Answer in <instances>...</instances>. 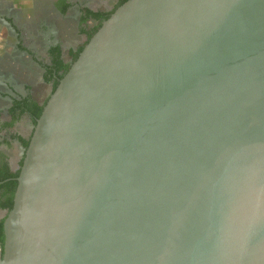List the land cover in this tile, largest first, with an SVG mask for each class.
<instances>
[{
	"label": "water",
	"instance_id": "1",
	"mask_svg": "<svg viewBox=\"0 0 264 264\" xmlns=\"http://www.w3.org/2000/svg\"><path fill=\"white\" fill-rule=\"evenodd\" d=\"M0 264H264V0H129L45 104Z\"/></svg>",
	"mask_w": 264,
	"mask_h": 264
},
{
	"label": "flooded vegetation",
	"instance_id": "2",
	"mask_svg": "<svg viewBox=\"0 0 264 264\" xmlns=\"http://www.w3.org/2000/svg\"><path fill=\"white\" fill-rule=\"evenodd\" d=\"M12 2L0 0V29L7 34V47L11 45V51H0L1 176L5 168L13 174L20 171L27 150L24 144L33 136L36 118L25 109L26 103L43 107L53 92L54 81L62 74L45 81L52 66L51 51L59 47L63 63L72 64L71 52L77 53L87 41L82 30L98 25L91 18L84 21V11L110 13L121 0H36L35 21L31 24L23 22L21 11ZM10 197L6 189L0 190V204ZM8 212L0 208V221ZM3 247L4 242L0 252Z\"/></svg>",
	"mask_w": 264,
	"mask_h": 264
},
{
	"label": "trees",
	"instance_id": "3",
	"mask_svg": "<svg viewBox=\"0 0 264 264\" xmlns=\"http://www.w3.org/2000/svg\"><path fill=\"white\" fill-rule=\"evenodd\" d=\"M129 0H121V2L119 3V5L110 13H94L91 11H87L85 10V17H84V21H87L88 18L93 19L94 21L98 22V25L94 26L93 28L89 29V30H82L83 33H85L87 35V41L85 42V44L83 46L80 47V49L78 50L77 53H72L71 55L73 57V61L72 64L78 59L80 53L83 51V49L85 48V46L89 43V41L92 39V37L99 31V29L102 27L103 23L108 20L111 15L120 7L122 6L124 3H126ZM66 7L63 9V12L65 11ZM52 55H53V61H52V66L49 69V75L46 76V82H51L53 81V75L58 74L59 72H62L61 75H59L58 80L54 81V86H53V92L57 89L60 81L63 79V77L67 74V72L70 70L72 64H67L65 65L63 63V61L60 59V48L57 47L55 49H53L52 51ZM47 103V101L45 102V104ZM44 104V106H45ZM43 107H39L37 104L34 103H26L25 105V109L27 111H29L32 116L36 119H34V125H36L37 123V118H40L41 113L43 111ZM24 146L26 147V149L29 146V143H25ZM23 165V163H21V166ZM19 172L13 174L11 173L8 168H5V174H3V176L0 175V190L1 189H6V191L9 192L10 194V199H8L6 202L1 203L0 204V208L3 209H8L9 211L12 209L13 207V200H14V195L17 189V178L19 176ZM3 223L4 221H0V246L3 244L4 242V232H3Z\"/></svg>",
	"mask_w": 264,
	"mask_h": 264
},
{
	"label": "clouds",
	"instance_id": "4",
	"mask_svg": "<svg viewBox=\"0 0 264 264\" xmlns=\"http://www.w3.org/2000/svg\"><path fill=\"white\" fill-rule=\"evenodd\" d=\"M14 6L21 11L24 23L31 24L35 21L36 0H15Z\"/></svg>",
	"mask_w": 264,
	"mask_h": 264
},
{
	"label": "rangeland",
	"instance_id": "5",
	"mask_svg": "<svg viewBox=\"0 0 264 264\" xmlns=\"http://www.w3.org/2000/svg\"><path fill=\"white\" fill-rule=\"evenodd\" d=\"M12 1H15V0H5L6 4L7 3H13ZM6 37H7L6 32L4 30L0 29V51L4 50L5 48H6L7 51H11V45H10V47H7V44L5 43ZM43 92H45V89L42 87V93Z\"/></svg>",
	"mask_w": 264,
	"mask_h": 264
}]
</instances>
